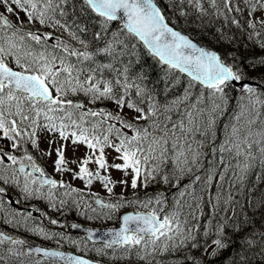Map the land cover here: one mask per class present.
Here are the masks:
<instances>
[{"label": "trees", "instance_id": "16d2710c", "mask_svg": "<svg viewBox=\"0 0 264 264\" xmlns=\"http://www.w3.org/2000/svg\"><path fill=\"white\" fill-rule=\"evenodd\" d=\"M32 1L39 7L48 6L49 16L59 26V42L37 38L52 35L50 27L15 22L10 28L0 22L2 58L6 60L9 51L19 52V64L29 71L45 62L60 64L51 81L63 101H81L105 116L113 113L115 118L97 122L105 120L107 126L123 134L124 140L135 146L145 168L142 184L128 195L117 196L118 212L154 202L160 207L174 206L180 219L183 211L188 215L185 228L191 230L186 236L182 233L162 250L142 252L139 257L127 252L118 264H264L260 186H255L246 200L237 192L242 186L256 185L258 177L264 184V159L250 164L249 169L240 161L242 147L232 148L234 129L244 134L253 122L264 126V30L246 19V2L157 0L173 24L219 50L242 79L255 82L212 90L162 65L134 36L94 13L84 0ZM170 5L174 15L169 12ZM113 102L138 111L140 116L127 118L113 109ZM23 106L29 118L46 109L28 102ZM65 110L56 105L52 111ZM14 127L19 131L14 137L17 153L32 150L35 155L40 151L30 134L33 123L18 120ZM21 189L12 182L7 191L19 199L23 197ZM70 192L72 195L63 197L70 214L67 208L58 212V206L45 198L37 203L28 196L26 200L46 213L48 223L56 219L66 223L79 219L83 199V191ZM223 202L237 206L236 212L227 213ZM0 226L24 236L22 227L2 222ZM50 240L45 236L42 241L62 245ZM215 241H219L218 247ZM3 255L0 264H22L4 260Z\"/></svg>", "mask_w": 264, "mask_h": 264}, {"label": "rangeland", "instance_id": "374dc122", "mask_svg": "<svg viewBox=\"0 0 264 264\" xmlns=\"http://www.w3.org/2000/svg\"><path fill=\"white\" fill-rule=\"evenodd\" d=\"M170 7L171 5L168 6L169 12ZM249 11L252 13L246 14L248 20H255L254 23L256 25L264 27V0L251 1ZM12 13L14 16L18 17V19L26 17L24 10L21 9L19 5L14 7ZM45 69L46 67H44V70ZM9 98L11 97L6 98L5 100L0 99V151L11 148L10 141L3 135L5 132L3 130V123L8 120L10 115H16V109L9 101ZM102 132L103 131L100 130L99 133L91 131L92 134L88 132H85V134H75L71 129H67L63 122L59 121L56 123L53 116H43V119L38 121L34 139L37 140L42 148L44 157H41V159L46 160L48 172L56 174V176L62 180L60 186L72 184L78 188H87L88 185H90L91 188L89 189L99 192L105 197L113 190H116L115 193L131 192L133 188L132 180L138 175V163L132 158V156L126 154V151L130 152V150L124 147V142H119L118 144L116 139L110 142L105 134L101 137L100 133ZM234 132L235 134L232 137V148L238 146L242 147L240 158L241 164L245 166L249 165L250 169V164L258 163L260 159H264L263 125H255L253 122L246 133L240 134L237 129H234ZM96 135H99V137ZM257 140L260 143H257ZM3 155L11 157L8 153L3 152ZM4 156L1 157L2 160H4ZM7 171L11 172L14 171V169L13 167H7ZM260 179V177L257 178L255 181L256 185L250 184L248 186H242L237 192L246 200L247 194L249 195L255 186H260L258 189V195L262 196V199H264V184H260ZM23 180L25 181L27 189H24V191L34 194L36 191L33 188L32 180L27 178H23ZM222 205L227 210V213L236 212L237 210V206H227L224 202ZM60 208L69 209L70 207H67V203H63ZM186 208L189 214L193 212L189 210V203L186 205ZM170 212L173 213L168 216L171 219L170 221L174 222L175 216L176 221L180 218L178 215L179 213L176 214L173 210H170ZM104 215L105 216H98L95 214L93 218H90L91 221L87 223L105 226L112 223L116 218V214L113 213V211H109ZM181 220L183 227L182 224L178 222V226L181 229L178 227L173 232L176 236H179L182 233L187 235L191 230L189 229L190 226L188 229L185 228L188 222V215L184 211ZM34 232L36 233L37 231ZM40 234L44 235L43 233ZM167 234L165 236H167ZM59 237L55 238L60 239L61 242H64L68 246H73L77 251L82 253L90 251L94 255L101 254L100 249L90 248L82 239H76L75 237L69 238L60 235ZM158 242L160 241L154 239L141 240L137 245L141 244V246L149 249L158 248L157 250H160L163 246L158 244ZM215 243H217V246L218 242L215 241Z\"/></svg>", "mask_w": 264, "mask_h": 264}, {"label": "water", "instance_id": "95a60500", "mask_svg": "<svg viewBox=\"0 0 264 264\" xmlns=\"http://www.w3.org/2000/svg\"><path fill=\"white\" fill-rule=\"evenodd\" d=\"M94 10L118 19L131 30L158 58L177 67L200 83L217 84L223 79L234 80L232 71L224 65L218 53L192 39L183 31L167 22L160 8L152 0H88ZM6 81L16 89L43 98H50L46 85L37 77L20 74L0 65V82ZM25 168L26 165H22ZM45 184L55 180L41 175ZM98 203L106 204L101 198ZM163 221L145 212H128L117 226L93 228L70 223L73 231L85 232L93 241L110 244L130 242L131 231L144 236L152 235L163 227ZM10 238L9 236H6ZM29 251L65 264H100L70 251L26 244Z\"/></svg>", "mask_w": 264, "mask_h": 264}]
</instances>
